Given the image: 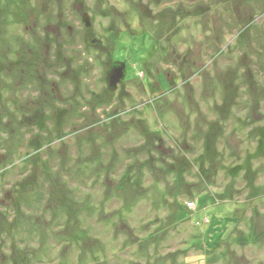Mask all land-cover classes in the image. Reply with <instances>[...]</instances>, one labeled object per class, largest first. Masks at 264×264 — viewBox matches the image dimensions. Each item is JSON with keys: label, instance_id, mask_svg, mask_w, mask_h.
<instances>
[{"label": "rangeland", "instance_id": "rangeland-1", "mask_svg": "<svg viewBox=\"0 0 264 264\" xmlns=\"http://www.w3.org/2000/svg\"><path fill=\"white\" fill-rule=\"evenodd\" d=\"M0 264H264V0H0Z\"/></svg>", "mask_w": 264, "mask_h": 264}, {"label": "water", "instance_id": "water-1", "mask_svg": "<svg viewBox=\"0 0 264 264\" xmlns=\"http://www.w3.org/2000/svg\"><path fill=\"white\" fill-rule=\"evenodd\" d=\"M88 24V22H86ZM123 77V68L122 67H115L110 70L107 76L108 86L110 88H115L117 82H120Z\"/></svg>", "mask_w": 264, "mask_h": 264}, {"label": "built area", "instance_id": "built-area-1", "mask_svg": "<svg viewBox=\"0 0 264 264\" xmlns=\"http://www.w3.org/2000/svg\"><path fill=\"white\" fill-rule=\"evenodd\" d=\"M189 203V204H188ZM187 204L189 205V206H193L194 204H193V202H188ZM195 206V205H194Z\"/></svg>", "mask_w": 264, "mask_h": 264}, {"label": "trees", "instance_id": "trees-1", "mask_svg": "<svg viewBox=\"0 0 264 264\" xmlns=\"http://www.w3.org/2000/svg\"><path fill=\"white\" fill-rule=\"evenodd\" d=\"M146 143L148 144V142ZM167 193H168V196L172 195V193L169 190L167 191Z\"/></svg>", "mask_w": 264, "mask_h": 264}, {"label": "crops", "instance_id": "crops-1", "mask_svg": "<svg viewBox=\"0 0 264 264\" xmlns=\"http://www.w3.org/2000/svg\"><path fill=\"white\" fill-rule=\"evenodd\" d=\"M196 209V208H195Z\"/></svg>", "mask_w": 264, "mask_h": 264}]
</instances>
